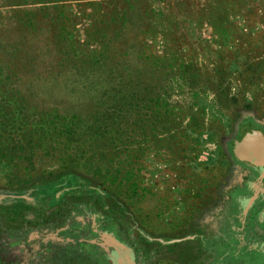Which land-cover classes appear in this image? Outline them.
Returning a JSON list of instances; mask_svg holds the SVG:
<instances>
[{
  "label": "rangeland",
  "instance_id": "1",
  "mask_svg": "<svg viewBox=\"0 0 264 264\" xmlns=\"http://www.w3.org/2000/svg\"><path fill=\"white\" fill-rule=\"evenodd\" d=\"M39 8L34 27H27V12ZM94 53L120 67L145 62L148 80L135 79V90L141 93L147 84L152 91L147 103L141 96L134 100L130 138L93 142L84 157L135 173L134 187L116 172L109 180L94 173L78 179L82 187L107 194L110 215L93 212L92 202L84 206L107 225L106 238L124 244L132 264H264V194L244 213L239 197L254 194L246 186L257 174H247L242 164L248 160L237 159L231 147L241 133L259 131L264 137V0H60L19 6L0 0V118L21 117L22 108L88 115L99 90L89 72L108 69ZM158 96L167 108L145 111ZM16 127L19 122L5 125L0 134L13 135ZM2 144L0 139V149ZM35 156L23 191L18 183L27 179V168L13 169L12 180L0 175L5 194L0 207L36 197L38 177L55 165ZM92 254L88 246L75 245L39 264H104Z\"/></svg>",
  "mask_w": 264,
  "mask_h": 264
},
{
  "label": "trees",
  "instance_id": "2",
  "mask_svg": "<svg viewBox=\"0 0 264 264\" xmlns=\"http://www.w3.org/2000/svg\"><path fill=\"white\" fill-rule=\"evenodd\" d=\"M57 1L60 0H13L14 4L18 6L28 2L54 3ZM39 10L41 9H32L27 12V19L24 21L27 27H34L33 22H37V11ZM13 52L14 50L12 54ZM94 54L93 58L98 60V63L106 62L107 58L102 56L103 54ZM124 56H128V54L126 53ZM106 63L107 71L89 72L92 79L99 82V85H96L99 90L97 91L98 96L93 102V110L88 115L80 116L72 111L62 113L59 109H47L35 114L30 108H26L23 113L22 108L18 111L21 117L13 115L0 118V128L9 124L13 127L15 123L19 122V127L15 128L17 133L6 137H2L0 134V139H3L4 143L2 144L3 148L0 149V175L4 179L12 180L14 178L13 169L18 166H23V170L28 166H33L31 160L36 157L37 153L49 157L55 165L50 170L45 169L38 177V182L35 184L36 197L31 200L32 202L21 198L16 199L14 203L1 205L0 217L9 214L10 218L5 216L6 221L0 220V230L6 226L14 230H22L25 226L24 231L26 232L35 228H46L53 231L65 226L68 220L74 222L73 216L77 217L83 213V209L80 208L81 204L88 206L87 204L90 202L92 204L89 208L93 212V208H97L102 214L110 215L113 209L105 207L107 194L104 191L82 187L79 182L78 179H82V176L87 173H94L92 174L94 176L100 174L99 178L106 176L104 180H109L110 176L116 172L115 174L123 176L124 181L132 180L128 187L136 186L135 173L133 176L131 175L132 169L125 170L124 166L113 165L111 162L89 163L90 157L84 158L87 155V149L93 142L100 144L103 141H119L121 136L130 138L134 133L129 127L134 117V100L137 96H141L142 100L147 103V99L152 95L147 84H145L146 89L141 93L135 90V79H140L141 83L148 80L144 74L146 70L148 71L145 62L139 64L138 67L133 65L120 67L116 63H111L112 65ZM91 68L94 70L93 67ZM3 73V68L0 67V76ZM160 100L162 101V98L158 96L155 103L147 104L150 108L147 107L144 110L154 109L162 113L167 105ZM120 103L124 109H119ZM14 106L17 107V105ZM82 158H84L83 161H80ZM18 161L20 162L18 163ZM23 161H26L28 165H23ZM26 170L27 179L19 181L17 189L19 192L24 190L20 187L23 186L22 184H28L31 181L30 175H27L30 174L31 169L27 168ZM115 180L116 177L107 182L112 185ZM58 182L63 185L57 187L55 183ZM64 187L66 190L58 199H55L53 194ZM49 209H51L50 212ZM73 212L74 214H72ZM3 222H7V224L3 225Z\"/></svg>",
  "mask_w": 264,
  "mask_h": 264
},
{
  "label": "flooded vegetation",
  "instance_id": "3",
  "mask_svg": "<svg viewBox=\"0 0 264 264\" xmlns=\"http://www.w3.org/2000/svg\"><path fill=\"white\" fill-rule=\"evenodd\" d=\"M247 133H241L235 141H240ZM235 141H233V144ZM231 147L233 148V146ZM242 167L249 175H252V173L253 175L257 174L255 180L250 182L246 188L252 189V194L254 193L253 195L260 198L264 194L262 189L263 181L260 178L264 167L254 159L245 162ZM4 196V193L0 194V199H4ZM252 196L248 198L245 196L239 197L241 200H239V203L241 204L242 202L244 203L242 205H245ZM81 206L84 208L85 205L81 204ZM83 215L84 221H81L83 219H79L80 217L73 216L72 220L74 222L68 220L65 226L53 231L44 232L45 230L43 229L46 228H35L26 232L24 231L25 226L22 230H14L6 226L7 228L0 230V264H12V262L14 264H39L43 261L45 262V260H51L52 256L58 255L63 249H69V247H74L75 245L88 246L92 250L93 258L98 261L102 260L104 264H132L133 256L130 250L124 244H116L104 235L107 232V225L105 223H97L95 215L89 213L85 208L83 209ZM5 216L10 218L9 214H5L2 217L5 218ZM258 221H261L259 217ZM110 224L113 225V223ZM84 229L87 230V234ZM241 238L235 239H240L239 241L245 240V237ZM211 244L214 243L211 242Z\"/></svg>",
  "mask_w": 264,
  "mask_h": 264
},
{
  "label": "water",
  "instance_id": "4",
  "mask_svg": "<svg viewBox=\"0 0 264 264\" xmlns=\"http://www.w3.org/2000/svg\"><path fill=\"white\" fill-rule=\"evenodd\" d=\"M232 154L240 160L251 161L254 159L264 167V137L259 131H252L245 134L240 141H235L232 148ZM264 169L260 175L263 179ZM257 199L256 195H253L244 206V213H247L252 203ZM117 244V243H116Z\"/></svg>",
  "mask_w": 264,
  "mask_h": 264
},
{
  "label": "crops",
  "instance_id": "5",
  "mask_svg": "<svg viewBox=\"0 0 264 264\" xmlns=\"http://www.w3.org/2000/svg\"><path fill=\"white\" fill-rule=\"evenodd\" d=\"M258 199H260V198H258ZM256 200H257V199H256ZM251 207H253V206H251ZM251 207H250V209H249V210H251V209H252ZM249 210H248L247 214H248V213H250V212H249Z\"/></svg>",
  "mask_w": 264,
  "mask_h": 264
}]
</instances>
